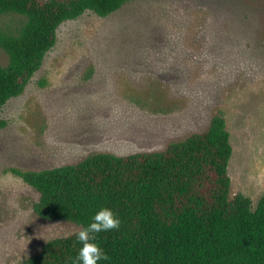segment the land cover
Returning <instances> with one entry per match:
<instances>
[{"label":"rangeland","instance_id":"rangeland-1","mask_svg":"<svg viewBox=\"0 0 264 264\" xmlns=\"http://www.w3.org/2000/svg\"><path fill=\"white\" fill-rule=\"evenodd\" d=\"M58 29L23 92L0 109L7 121L0 264H20L80 229L39 217L32 208L39 193L14 170L163 151L206 131L220 111L233 149L229 196L257 203L264 194V0H130Z\"/></svg>","mask_w":264,"mask_h":264},{"label":"trees","instance_id":"trees-1","mask_svg":"<svg viewBox=\"0 0 264 264\" xmlns=\"http://www.w3.org/2000/svg\"><path fill=\"white\" fill-rule=\"evenodd\" d=\"M128 1L0 0V49L7 55L0 109L23 92L64 21L86 11L105 17ZM6 123L0 119V129ZM225 126L220 111L206 131L163 151L95 153L75 164L14 170L39 193L32 204L39 217L80 226L20 264H71L80 247L76 233L101 208L121 224L98 234L109 256L99 264H264V194L256 204L242 193L230 198L233 149Z\"/></svg>","mask_w":264,"mask_h":264},{"label":"clouds","instance_id":"clouds-1","mask_svg":"<svg viewBox=\"0 0 264 264\" xmlns=\"http://www.w3.org/2000/svg\"><path fill=\"white\" fill-rule=\"evenodd\" d=\"M121 221L112 210L101 208L92 217L91 222L76 233V242L80 245L71 264H99L109 260L107 253L96 242L98 234L119 229Z\"/></svg>","mask_w":264,"mask_h":264}]
</instances>
